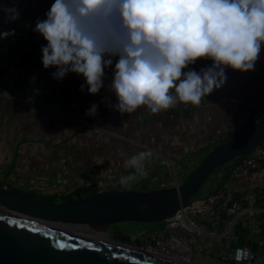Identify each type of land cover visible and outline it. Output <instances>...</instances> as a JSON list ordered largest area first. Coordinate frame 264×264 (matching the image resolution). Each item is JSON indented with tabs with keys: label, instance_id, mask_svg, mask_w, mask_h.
<instances>
[{
	"label": "clouds",
	"instance_id": "9594fccd",
	"mask_svg": "<svg viewBox=\"0 0 264 264\" xmlns=\"http://www.w3.org/2000/svg\"><path fill=\"white\" fill-rule=\"evenodd\" d=\"M5 22L20 18L15 6L0 5ZM33 31L47 41L42 64L53 78L82 76L89 94L104 87L105 69L118 57L109 88L121 115L140 108L158 114L177 106H200L227 83L226 69L255 70L264 46V0H55ZM0 32V39L15 36ZM213 64L199 72L198 60ZM96 112L92 106L90 113ZM151 150L133 155L128 185L147 175ZM238 250L237 256L239 257Z\"/></svg>",
	"mask_w": 264,
	"mask_h": 264
},
{
	"label": "crops",
	"instance_id": "0c3cea01",
	"mask_svg": "<svg viewBox=\"0 0 264 264\" xmlns=\"http://www.w3.org/2000/svg\"><path fill=\"white\" fill-rule=\"evenodd\" d=\"M55 0H0V5L15 6L21 29L31 28ZM226 85L215 90L205 105L188 117L169 119L164 111L152 114L143 107L121 115L113 91L99 100L98 130L81 133L70 120L48 110L0 98V178L8 173V185L38 197H55V202L114 188L150 190L173 186L184 178L200 155L213 145L214 131L235 109L264 91V46L255 70L248 73L230 70ZM151 150L145 162L147 175L128 185L122 177L133 174L127 161ZM209 183L217 187L229 181L228 166L217 171ZM220 175V176H219ZM231 184L240 191L264 186V179L246 174Z\"/></svg>",
	"mask_w": 264,
	"mask_h": 264
},
{
	"label": "built area",
	"instance_id": "2783aa9c",
	"mask_svg": "<svg viewBox=\"0 0 264 264\" xmlns=\"http://www.w3.org/2000/svg\"><path fill=\"white\" fill-rule=\"evenodd\" d=\"M35 26L22 30L17 20L6 23L5 14L0 11V32L14 29L16 33L14 37L0 39V98L62 116L80 127L79 134L98 130L96 112H89L94 105L97 111L101 97L111 91L109 85L118 57L105 69L104 87L98 94H89L86 86L81 91V85L86 84L82 76L69 73L62 80H56L53 78L56 69L44 68L41 49L47 41L33 31ZM212 64L209 59H201L190 65V69L199 72ZM230 70L227 68L226 74ZM207 98L200 106L205 105ZM195 108L197 106L178 103L164 112L169 119L184 118ZM263 116L264 91L259 97L232 109L215 129L211 144L226 141ZM227 166L229 181L217 187L211 185L213 188L205 199H197L162 222V228L146 235L144 244L137 248L187 263L206 257L219 264H264V186L240 191L231 184L232 180L246 174L264 179V138ZM176 182L174 176V184ZM139 238L142 237L132 236L130 240L136 242Z\"/></svg>",
	"mask_w": 264,
	"mask_h": 264
},
{
	"label": "water",
	"instance_id": "95a60500",
	"mask_svg": "<svg viewBox=\"0 0 264 264\" xmlns=\"http://www.w3.org/2000/svg\"><path fill=\"white\" fill-rule=\"evenodd\" d=\"M264 138V116L213 146L181 182L150 190L114 188L78 199L49 202L0 178V264H182L108 235L120 223L153 224L173 217L207 194H197L222 167ZM80 229V231H79Z\"/></svg>",
	"mask_w": 264,
	"mask_h": 264
},
{
	"label": "rangeland",
	"instance_id": "374dc122",
	"mask_svg": "<svg viewBox=\"0 0 264 264\" xmlns=\"http://www.w3.org/2000/svg\"><path fill=\"white\" fill-rule=\"evenodd\" d=\"M208 152V151H207ZM203 153L202 155H200L197 163L199 162V160H201V158L207 153ZM196 163V164H197ZM214 176V175H213ZM211 176L207 182L203 185V187L201 188V190L199 191V193L197 194L198 197H202L204 195H206L209 191L212 190V184L209 183L210 179L213 177ZM183 180L180 179V182ZM211 189V190H209ZM163 226V223H153V224H137V223H120V224H117L113 227H111L109 229L110 232H122L124 233L125 235L128 236V238H125V237H116V236H112V235H108V238L112 241H118L120 243H123V244H127V245H130V246H133V247H139L141 245L144 244V240H145V237L146 235H149L151 233H153L154 231L156 230H159L160 228H162ZM132 236H138V237H142V238H139L138 241L136 242H132L130 240V238ZM119 238V239H117ZM262 253H264V251H262Z\"/></svg>",
	"mask_w": 264,
	"mask_h": 264
},
{
	"label": "flooded vegetation",
	"instance_id": "af4514ba",
	"mask_svg": "<svg viewBox=\"0 0 264 264\" xmlns=\"http://www.w3.org/2000/svg\"><path fill=\"white\" fill-rule=\"evenodd\" d=\"M117 239H119V238H117ZM176 261L179 262V263H182V264H219V263H217V262H215L213 260H210V259H208L206 257H201L198 260V262H196V263H187V262L182 261V260H180V261L176 260Z\"/></svg>",
	"mask_w": 264,
	"mask_h": 264
},
{
	"label": "trees",
	"instance_id": "16d2710c",
	"mask_svg": "<svg viewBox=\"0 0 264 264\" xmlns=\"http://www.w3.org/2000/svg\"><path fill=\"white\" fill-rule=\"evenodd\" d=\"M211 188H213V187H211ZM209 190H211V189H209ZM41 199L46 200V201H49V202H55L56 201L55 200V197H48V196L47 197H41ZM68 199H71V197L70 196L63 197V198L60 199V201H65V200H68Z\"/></svg>",
	"mask_w": 264,
	"mask_h": 264
},
{
	"label": "bare ground",
	"instance_id": "6f19581e",
	"mask_svg": "<svg viewBox=\"0 0 264 264\" xmlns=\"http://www.w3.org/2000/svg\"><path fill=\"white\" fill-rule=\"evenodd\" d=\"M79 231H80V229H79Z\"/></svg>",
	"mask_w": 264,
	"mask_h": 264
}]
</instances>
